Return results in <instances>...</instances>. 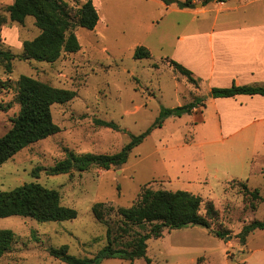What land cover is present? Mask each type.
Returning a JSON list of instances; mask_svg holds the SVG:
<instances>
[{"label":"rangeland","instance_id":"374dc122","mask_svg":"<svg viewBox=\"0 0 264 264\" xmlns=\"http://www.w3.org/2000/svg\"><path fill=\"white\" fill-rule=\"evenodd\" d=\"M65 1L76 11L85 0ZM13 2L0 0V47L20 54L24 41L37 36L40 29L33 16L24 23L12 21L8 7ZM97 2L102 21L93 30L75 29L82 46L79 51L64 52L55 62L17 57L12 72L0 61V80L12 85L0 87V103L7 106L0 108V137L10 130L12 118L20 110L14 83L22 74L77 91L72 100L52 106L54 121L61 128L58 133L28 145L0 166V191L39 182L58 190L62 204L78 212L73 219L44 222L19 215L0 217V227L15 232L12 247L0 264H68L50 254L51 247L62 245H68L77 256L96 255L107 244V227L96 219L93 205L131 206L145 187L187 190L203 198V215L207 201L219 210L212 230L202 226L167 229L162 237L149 239L147 254L152 264H264V229L251 232L246 243L238 237L245 224L264 220V139L245 144L242 151L234 141L223 143L215 138L209 128L215 126L212 105L196 110L198 117L202 112L208 117L204 123L195 122L194 113L165 118L134 147L123 165L47 173L46 168L66 158L70 150L77 154L119 152L132 134L151 127L163 108L197 97L199 82L191 83L169 59L177 36L191 20L188 13L172 10L180 8H169L158 0ZM139 45L148 47L152 56L135 58ZM205 90L206 84H202V92ZM96 119L115 122L120 130L100 126ZM224 150H235L240 159L220 155ZM240 174H248L249 187L257 188L262 196L255 211L249 191L234 180ZM111 218L114 221L118 215ZM217 229L227 230L228 236L214 235ZM101 264L148 262L145 258H108Z\"/></svg>","mask_w":264,"mask_h":264},{"label":"trees","instance_id":"16d2710c","mask_svg":"<svg viewBox=\"0 0 264 264\" xmlns=\"http://www.w3.org/2000/svg\"><path fill=\"white\" fill-rule=\"evenodd\" d=\"M166 5L176 4L179 8L194 7V0H162ZM12 21L24 23L28 16L35 18V24L40 33L23 43V51L15 54L11 50L0 47V61L6 71L12 72V61L15 58L55 62L65 53H74L81 49V43L75 32L76 27L82 26L93 30L100 20L99 11L94 0H85L74 9L65 0H14L8 7ZM151 50L145 45L135 49L137 59L149 58ZM171 65L197 85L193 71L174 59ZM7 81L0 80V87L11 88ZM16 98L20 104L19 112L12 118V127L0 137V166L28 145L58 133L61 128L54 121L52 106L55 103H65L76 97L77 91L60 88L32 76L22 74L15 81ZM238 94H262L264 85H238L230 87H213L209 95L196 97L192 101L175 107H165L158 120L145 132L132 134L131 141L119 152L83 153L68 151L66 158L46 168L49 174L68 173L73 169L88 170L92 166L109 169L112 166L123 165L139 143H141L156 125L170 116H181L192 113L211 97H232ZM1 109H7L0 103ZM100 126L120 130L115 122L96 119ZM35 169V174L38 173ZM234 181V180H233ZM240 182L254 199L251 207L255 211L258 201L262 198L257 188L252 189L247 182ZM203 198L187 190L153 189L145 187L136 202L128 207L116 208L111 202H97L92 210L96 219L106 224L107 244L94 256H77L71 254L68 245L51 247L50 254L68 264H101L108 258L135 260L149 258L148 240L160 238L165 230L202 226L212 230V222L219 216V210L212 201L206 203V215L201 213ZM113 214L118 215L114 221ZM13 215L33 217L38 221H56L76 218V208L66 206L61 202L58 190L45 187L39 182H29L11 190L0 191V217ZM113 221V222H112ZM264 229V220H253L243 226L238 234L242 243L247 242L251 232ZM214 235L220 238L228 236L227 230H214ZM15 232L0 227V258L12 247Z\"/></svg>","mask_w":264,"mask_h":264},{"label":"crops","instance_id":"0c3cea01","mask_svg":"<svg viewBox=\"0 0 264 264\" xmlns=\"http://www.w3.org/2000/svg\"><path fill=\"white\" fill-rule=\"evenodd\" d=\"M158 2L166 5L162 0ZM94 3L98 7L97 0ZM194 3V7L171 8L188 13L191 20L186 31L177 36L169 59L193 71L199 82L197 97L209 95L213 87H230L234 83L264 85V6H261L264 0H194ZM172 5L176 4L166 6ZM249 7L253 10L248 13ZM202 84H206L205 92ZM209 105L214 107L211 119L215 124L209 128L223 143L234 141L244 151L245 144L264 139V95L209 96L205 107ZM192 113L195 122L208 120L204 112L199 117L197 111ZM236 154L235 150H224L220 155L240 159ZM247 175L240 174L234 180L248 184Z\"/></svg>","mask_w":264,"mask_h":264}]
</instances>
